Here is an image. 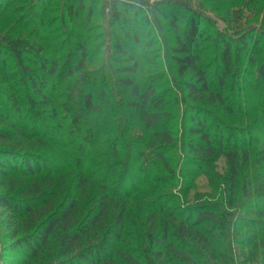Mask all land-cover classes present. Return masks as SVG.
I'll return each mask as SVG.
<instances>
[{
    "label": "trees",
    "instance_id": "obj_1",
    "mask_svg": "<svg viewBox=\"0 0 264 264\" xmlns=\"http://www.w3.org/2000/svg\"><path fill=\"white\" fill-rule=\"evenodd\" d=\"M184 1L168 0L152 5L136 0L122 5L112 3L109 9L112 23L129 12L142 14L150 10L153 18L158 14L167 21L175 43L167 57L174 67L163 71L156 66L151 68L153 59L135 56L123 46L124 40L139 44L136 31L133 34L121 28L119 35H113L114 60L120 64L116 88L118 96L125 97L118 103L109 97L107 89L94 90L97 78L104 74L88 52L95 37L89 43L88 39L69 41L77 35L64 37L61 32L60 38L73 49L72 54L61 57L57 35H36L41 26H45L42 30L50 29L55 19L47 22L44 13L56 12L57 5H50V0L32 1L31 6L38 13L30 30L20 23L18 11L11 9L16 0H0V76L8 90L4 94L7 106L0 104V211L4 212L0 214H5L6 228L10 230L7 235L10 249L24 256V264H42V261L45 264H264V138L258 142L252 157L253 169L243 175L241 168H246L250 156L246 149L240 148L251 143H232L227 139L229 125L217 121L223 125L222 130H229L223 135L219 125L210 126L203 116L209 114L206 108L229 116L237 113L224 97V84L233 76V48L246 58L244 73L248 79L253 78V70L256 84L264 86L261 40L255 27L234 30L232 35L218 28L212 39L192 13L180 33L177 22L182 15L168 16L163 5L172 3L169 11H179V5L190 11ZM59 7L60 21L67 19L68 24L84 28V34L79 36L91 32L87 29L92 17L90 7L85 9L81 0H60ZM12 15L18 16L13 19ZM204 18L212 28L214 22ZM2 29L7 33L6 38ZM15 30L20 35L10 38L9 34ZM54 32L59 33V29ZM28 39L39 45L35 47ZM211 39L215 50L213 60L208 62L202 54L205 43ZM75 74L80 82L69 85ZM212 75L216 78H211ZM161 77L166 78L164 82L173 78L180 81V86L168 91L169 100L157 92ZM213 79L215 88H212ZM65 84L69 87L64 94L81 93L75 108L69 100L61 105L54 102L53 93ZM99 96L103 99L98 100ZM35 106L49 110L51 117H40ZM24 108L28 114L23 113ZM58 109L62 110L60 122L54 131L61 135L64 122L69 120L68 133L62 134L67 137L65 141L55 140L38 121L56 119ZM258 112L264 126V108L260 106ZM178 117L181 126L177 127ZM130 120L141 124V136L135 134ZM36 127L40 130L36 131ZM213 137L217 138L216 144ZM125 138L131 140L128 152H136V160L144 158L142 148L148 149L171 179L176 173L165 154L181 142L178 151L181 162L193 168V171H179L186 179V194L192 176L200 170L213 169L215 160L221 156L227 167L222 184L224 200L209 202L195 194L186 207H169L168 201L161 198L163 194L152 197L142 191L146 186L140 187L139 182L146 178L149 169L137 184L135 179H130L133 186L126 182V191L117 187L118 192L113 193L111 187L117 183L110 179L117 177L115 166L107 168L95 160L105 154L121 156L122 147L126 148L124 144H127L123 142ZM97 145L108 152L95 150ZM86 165L95 167V171L89 173ZM124 165V161L118 163L120 173L125 171ZM139 171L143 168L139 167ZM171 179L162 182L170 191L174 187ZM169 199L174 202L179 198Z\"/></svg>",
    "mask_w": 264,
    "mask_h": 264
},
{
    "label": "rangeland",
    "instance_id": "obj_2",
    "mask_svg": "<svg viewBox=\"0 0 264 264\" xmlns=\"http://www.w3.org/2000/svg\"><path fill=\"white\" fill-rule=\"evenodd\" d=\"M32 1L34 0H16L13 7L11 9H15V11H18V17L20 23H23L26 25V27H31L33 25L32 21H34L35 15L38 13L35 9V7L31 6L33 5ZM82 4L85 9H88V7L91 8V21L89 25L87 26V29H89L91 32L88 34H85L84 36H79L80 34H84V28L80 29L77 28V26L68 24L66 22L67 19H63V21L59 20V10L61 7H59L60 0H50V5H57L56 12L55 10L50 11L48 10L46 15L44 13V16H46L47 22L54 18L52 23H50V29L46 31L45 26L39 27V32L36 33V35L40 37H45L47 35H53L59 37L58 40H60L61 43V52H59V56L67 55L68 53H73V49L69 46V43L64 42V39H61V32L64 34V37L66 35H77L76 38L70 37L69 41H81L83 39H88V43L91 42L90 40L92 37H95L96 40H94L92 46L88 47V52L92 53V56L95 58V63L99 69H103L104 74L103 76H99L97 78V83L94 86V90L99 91L101 88L107 89L109 97H112L116 102L119 103V101H122L125 99L123 96H118L117 88H116V80L118 76V65L114 59L115 53L112 49V42H114L113 35H119V31L121 28L124 30L128 29L129 32L136 31L138 36V42L137 43H127L126 40H124L123 46L134 53L135 56H142L144 58L153 59L154 63L151 68H159L163 71H170L173 69L174 64L173 62L168 61L167 57L171 55L170 47H173L175 45L174 43V36L173 32L170 28V25L167 24V21L156 14L154 15V18L152 16V13H150V10L144 11L142 14L140 12L132 13L129 12L126 14V16L117 23H112L114 20L112 18V15L109 11L112 3H120L121 5L126 3L130 0H81ZM121 1V2H120ZM137 2L146 1L147 3L150 2V5L155 3H161L166 2L168 0H136ZM184 1V0H182ZM188 6L190 11H187L184 9L181 5H179V11H169V9L173 6L172 3L164 4L163 6H166L163 8L164 13H166L168 16L171 15H182L181 20L177 22L178 28L180 30V33L184 31V28L186 27V22L190 14L192 13L194 15V18L198 23H200L203 27V29L210 35L212 39H215L216 32L215 30L223 29V31L226 32L227 35H232V31L234 30H248L249 28L255 27L257 30L256 33L260 37V45L262 47V55H264V0H186L184 1ZM78 6V4L76 3ZM168 9V10H167ZM121 10V9H120ZM126 11V10H125ZM167 11V12H166ZM147 12V13H146ZM170 12V13H169ZM85 12L83 13V16L85 17ZM14 16V17H17ZM13 19V15L11 16ZM204 17H208L214 22L213 27L210 28L206 25V21ZM45 24H46V20ZM44 24V25H45ZM69 25V26H68ZM92 26V28H91ZM59 27V28H55ZM1 29V28H0ZM31 30V28H29ZM54 29H59V33L54 32ZM67 29H69V32H65ZM51 31V32H49ZM3 36L7 35L6 31L3 33V29L1 31ZM50 33V34H48ZM20 35V31L15 30L11 34H9L10 38L16 37ZM6 38V36H5ZM209 40L207 43H205L204 49L205 53L203 52V59L205 61H212L213 60V53L215 50V46L212 40ZM29 40V39H28ZM66 40V39H65ZM29 43L33 42L31 40L28 41ZM236 41H233L235 43ZM34 46L37 47L39 43L33 42ZM49 44H46L45 46H48ZM53 45V44H52ZM90 45V44H89ZM207 45H211L210 47L206 48ZM213 51V52H212ZM120 60H118L119 62ZM232 62L234 65L233 68V76L230 75L225 84V93L224 97L227 103H229L233 108L237 109V113L235 115H226L225 112H222L217 109H211L206 108L208 110L209 114L203 115L207 123L210 126L219 125L217 121L229 125L228 128L230 130L229 137H227L228 140H230L232 143H237L240 145H244L242 141H245L247 144L251 143V146H242L240 150L246 149L248 151V155L250 156V162L244 169L241 168L242 174L244 175L246 172H250L253 169L252 165V157L254 155L255 149L257 147V144L259 141H261V138H264V126L261 122L262 115L260 114L259 107L264 108V86L260 84H256L254 80V71L251 70V73H253V78L250 77L248 79V74L244 73L247 71V67L245 65L246 58L242 53H240L236 48H233L232 50ZM147 67L146 65H144ZM144 67V68H145ZM239 73L243 72L242 76L239 77L238 74H236L237 71ZM235 71V73H234ZM145 75L142 74V77ZM103 77V78H102ZM100 78H102L101 81H98ZM211 78H216L215 76H211ZM73 82L70 81L69 85L73 84L76 85L80 82V77L78 74H75ZM166 78L161 77L160 81H158V87L157 92L163 93L164 99L169 100L170 99V93L168 91L175 90L177 86H180V81L177 78H173L167 82H164ZM212 88H215V79H213ZM17 84V82H15ZM68 85L65 84V86L57 88V91L54 92V102L57 105H61L63 103L69 102L72 107L75 108L74 104H77L80 100V94L79 92H67V95L64 94L65 89H67ZM180 88V87H179ZM7 85L3 82V78L0 76V104L3 107L7 106V103L4 101L5 96L4 94L7 92ZM69 91V90H68ZM28 94V92H26ZM29 95V94H28ZM103 96L97 97V99H103ZM69 100V101H68ZM182 106V105H181ZM34 109L35 113L39 114L40 117L42 115H48L49 116V110L45 109H38L36 106ZM176 111L178 108H175ZM61 109H58L56 111V119L50 118V122H47L49 120H43L38 119L39 124L45 129L48 130V132L54 136L55 140L60 139V141H65L67 139L66 136L62 135L64 133H68V121H65V126L62 128L63 132L60 135V133H56L54 129L57 127V123L61 113ZM24 114H28L27 109H23ZM183 119H185L183 117ZM179 117L176 119L177 127L180 125ZM187 122V120L185 121ZM130 125L132 126V129L135 131L136 135L141 136L143 133V128L141 124L135 123L134 121L130 120ZM182 123V122H181ZM120 125V124H119ZM121 126V125H120ZM223 125H219V128L221 129ZM252 127V128H249ZM44 129V130H45ZM178 129V128H177ZM223 129V128H222ZM221 129V130H222ZM40 128L36 127V131H39ZM226 130V131H225ZM222 130L223 135L227 134L229 132L228 129ZM43 132V128L42 131ZM179 132V131H178ZM183 138V136H181ZM250 137V139H248ZM216 137L212 138V141L216 144ZM261 139V140H260ZM123 142H126L127 144H124L125 147H122V153L121 156L116 157L114 155H107L105 154L106 150L105 148L101 147L100 145H97L94 149L100 151L101 153L105 151L104 157L96 158V162H102L107 168H110L111 166H115V175L117 177H113L110 179V182H113L116 184L115 187H111V190L113 188V193L118 192L117 187H121L123 190H127L128 186H126V182L133 183L130 179H135L136 184L139 182L140 178H143L145 176V171L147 169L148 172L146 174V178L141 180L139 183H141L140 187L145 185L146 187H142V191H145L146 194H150L152 197H155L157 195L163 194L162 199H166L168 201V206L173 207L175 205H180L181 207H186L189 205L195 194H199L201 196H204L207 201L209 202H215L218 199L220 201L224 200V194H223V177L226 173V164L224 158L221 156L215 160L214 168L213 169H203V171L200 170V173H195L193 179H191V183H189V190L186 194L185 187L187 186L186 179L181 176L180 170L185 171H193V168L189 166H183L184 162H181V157L179 156V149L182 147L181 142H177L178 146L176 148L174 147L171 152H168L165 154L166 159H168L171 169L175 171L176 176L175 178L171 179V176H168L169 173L163 168L162 163L157 162L154 160L153 156L149 152L148 149L142 148V151L144 153V158L141 160H136L137 155L136 152H133L132 150L128 152V144H131V140L128 138H125ZM107 145L110 147V142H107ZM123 146V144H122ZM186 152V151H185ZM182 153V152H181ZM145 157H148L145 159ZM125 162V165L123 167L125 168V171L123 173H120V168L118 167V163ZM128 163V164H127ZM139 167L143 168V171H139ZM86 170L90 172L95 171L94 168H88V166H85ZM73 169V168H72ZM71 169V170H72ZM137 170V171H136ZM69 171V170H68ZM67 171V172H68ZM74 173H71V176H73ZM212 175V176H211ZM159 178V179H157ZM126 179V180H125ZM163 179H166L168 182L171 179V182L174 184L173 188H170V190H167L165 187H163L162 182ZM212 180V181H211ZM132 184L131 186H133ZM117 188V189H116ZM139 188V187H137ZM141 189V188H139ZM154 189V191L151 192V190ZM125 190V191H126ZM0 189V193H1ZM184 191V193H183ZM175 193V194H171ZM175 196H178V200H174V202H170V197L173 198ZM248 206V205H247ZM1 214L4 212L0 211ZM0 214V215H1ZM5 214L1 215L0 218V253L2 255V258L0 256V264H24V256L20 254L18 250L15 252L10 249V242L8 239L9 229L6 228V222L4 220ZM42 264H45V261H42Z\"/></svg>",
    "mask_w": 264,
    "mask_h": 264
}]
</instances>
